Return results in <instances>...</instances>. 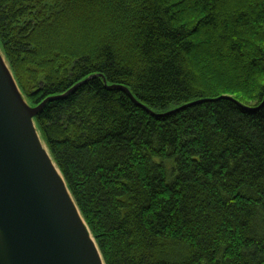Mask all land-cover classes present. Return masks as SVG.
<instances>
[{"label": "trees", "instance_id": "trees-1", "mask_svg": "<svg viewBox=\"0 0 264 264\" xmlns=\"http://www.w3.org/2000/svg\"><path fill=\"white\" fill-rule=\"evenodd\" d=\"M0 50L104 264H264V0H0Z\"/></svg>", "mask_w": 264, "mask_h": 264}, {"label": "water", "instance_id": "water-1", "mask_svg": "<svg viewBox=\"0 0 264 264\" xmlns=\"http://www.w3.org/2000/svg\"><path fill=\"white\" fill-rule=\"evenodd\" d=\"M47 100L25 101L0 50V264H104L34 123Z\"/></svg>", "mask_w": 264, "mask_h": 264}, {"label": "bare ground", "instance_id": "bare-ground-1", "mask_svg": "<svg viewBox=\"0 0 264 264\" xmlns=\"http://www.w3.org/2000/svg\"><path fill=\"white\" fill-rule=\"evenodd\" d=\"M137 100V99H136Z\"/></svg>", "mask_w": 264, "mask_h": 264}]
</instances>
